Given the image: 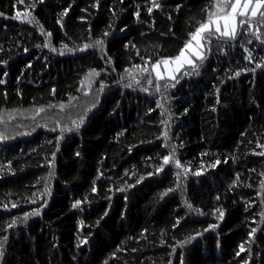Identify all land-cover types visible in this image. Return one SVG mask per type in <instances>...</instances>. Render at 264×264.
I'll list each match as a JSON object with an SVG mask.
<instances>
[{
  "label": "trees",
  "instance_id": "trees-1",
  "mask_svg": "<svg viewBox=\"0 0 264 264\" xmlns=\"http://www.w3.org/2000/svg\"><path fill=\"white\" fill-rule=\"evenodd\" d=\"M31 2L0 0V264H264V23L250 21L261 40L244 27L235 40L213 39L199 75L183 76L187 67L172 88L152 65L178 55L217 0H160L151 15L150 0ZM26 11L44 34L13 18ZM97 39L103 50L62 49ZM173 146L182 167L157 173Z\"/></svg>",
  "mask_w": 264,
  "mask_h": 264
},
{
  "label": "snow or ice",
  "instance_id": "snow-or-ice-1",
  "mask_svg": "<svg viewBox=\"0 0 264 264\" xmlns=\"http://www.w3.org/2000/svg\"><path fill=\"white\" fill-rule=\"evenodd\" d=\"M21 3H23V0H20ZM45 0H34V2L30 3V7L35 9L36 4H43ZM120 3H123V0H120ZM100 4V0H95L94 4L91 5L94 8H98ZM139 5H137V11L134 13V16L139 20L140 17V12H139ZM215 11H207V20L206 22H199V26L195 28V31H189L188 36L189 39L186 40L183 44V47L179 50V54L176 55L175 57L172 58H166V59H159L152 65V69L155 72V77L157 81L165 79L164 75L160 71L161 65H164L165 68H168V66L174 65L167 74V78L171 81H175V83H172L170 86L174 88L176 86V83H179V80L177 79L176 75L174 73H180L181 69H183L185 66H189L191 69V72L185 71L183 72V76H188L192 73H195L196 75H199V68L203 64L204 60L206 59V54L211 50V43L213 39L220 40V39H229V40H235L237 37L238 29L241 27H244L247 32H250L257 40H261V34L259 32V29L256 28L255 31H253V28H255V25L250 23L252 19L258 18V21L261 23H264V0H217V2L214 4ZM161 8V3L160 0H150V6L147 8V12L149 15L152 14L153 9H160ZM86 11V9L82 10ZM177 11H179V6L177 7ZM68 10L65 9L61 13V19L57 20V23L60 25L61 28H63V22L62 18L64 16H67ZM0 15H3V13H0ZM113 15L115 16V12H113ZM14 19L19 20L21 22H26L28 24H38V26L41 29V34H44L43 30V25H40L39 22L37 21L36 17L32 15L31 12H25L23 15L20 13H17L14 17ZM168 19H171V16L168 17ZM194 19V18H193ZM109 28L112 27L111 24L108 25ZM91 29L89 28V32ZM47 35L51 36V33H47ZM109 35L108 31L103 32V36L107 37ZM251 42V41H249ZM264 43V41H261ZM45 47H48V44L44 45ZM39 47V45H37ZM99 47L101 50H103L104 47V40L103 39H97L95 40L92 44H84L83 47L79 49H69L68 46L62 45V49H67L69 52H74V51H81L84 52L88 50L89 48H95ZM27 51V49H25ZM51 51H57V49L52 48ZM245 51H248L245 49ZM60 55H64V51L61 50L59 52ZM137 54L139 52L137 51ZM195 58V59H194ZM247 59L251 60L252 57L249 54ZM264 59V58H262ZM110 60V58H109ZM198 61V62H197ZM136 68H140L141 71L143 72H148L147 68H142L140 65H136ZM256 67H264V65L257 64ZM126 72L130 73V70L126 69ZM252 71H255V69H252ZM241 73L238 71L236 72V76H239ZM99 75L98 72H96L94 69L90 71L89 76H97ZM87 79V78H86ZM131 79H133L136 83H139L138 80L135 79L134 76H131ZM4 81H0V83H3ZM89 87L91 86V80L88 81ZM153 83L152 79H148V84L151 85ZM81 84H84V81H81ZM126 87H131V84L126 85ZM156 90L159 92L161 85L157 83L155 85ZM165 89L169 87L168 84L164 85ZM101 88H103V85H101ZM144 91H147V89H144ZM55 92V89H53V93ZM219 92V89H217V93ZM6 95V94H5ZM217 103H219V100L217 99ZM62 109L64 105L60 106ZM159 107V105H158ZM44 109L40 108L37 110V112H43ZM215 111V109H213ZM84 122L83 117H81L78 121L74 120L72 121V124L74 127H63L60 129V135L58 137V141L64 138V133L68 132L71 133L74 130L79 131L80 127L82 126ZM55 131V128L52 129ZM119 135H123V133H120ZM164 137L165 139L168 138L167 136V131L164 132ZM5 139L4 133L0 132V140ZM165 147H168L167 144H165ZM264 147V146H261ZM57 151H59V146L57 144ZM75 155L77 157L80 156L79 152H76ZM259 155L264 156V152L259 153ZM53 159H55V153H53ZM227 163V161H224ZM169 163H173L177 169L181 168V162L179 159H175V146L172 147V152L169 155H165L162 158V164L161 166L157 167L156 172L159 173L160 171L163 170V165H168ZM220 163V160H216L214 165H218ZM11 165L9 163V169ZM191 171L189 168H184L183 175L186 176L188 172ZM195 175H200L201 173L197 171L194 173ZM51 175V173H50ZM149 175H152V173H149ZM182 175V173L177 172V187H179V178ZM261 175H264V173H261ZM143 177H140L137 180V183H140ZM237 180H239V175L236 177ZM94 186L92 188L93 192H96L97 189L95 187V182H93ZM261 186L264 187V181L261 182ZM128 187H134V185H129ZM119 191H124V188L118 189ZM47 191V189H45ZM111 191V189H109ZM174 191V189L169 188L165 193L162 195H167V192ZM86 199V198H85ZM217 200L220 199L219 196L216 197ZM35 203V201H33ZM84 203L82 200H76L72 204V208L76 209L80 207ZM187 207L189 210H192L193 206L190 203H187L185 201ZM12 207H16V204H13ZM196 211L201 212V210L197 209ZM215 213H218L219 215L217 216L218 220H223L224 218V210L222 208H217L214 210ZM29 214H25L24 221L26 222L28 219ZM30 215H40V210L36 209L33 213ZM108 215V212H104L103 216L101 219L106 217ZM261 216H264V212L261 213ZM179 220L176 221V224L174 226H179ZM16 224V221L13 220L11 224L8 225V227H12L13 225ZM81 229L83 228L84 221L79 222ZM97 224H99V221H97ZM210 228L214 229L218 227V225L213 224L209 226ZM207 230V229H206ZM255 231V230H253ZM201 235V233H196V236ZM196 236L189 235L184 241H180V245L183 246L184 244H187L194 240ZM5 240L7 237L4 238ZM82 243L86 244L87 239H84ZM244 245H240V251H244ZM237 256L240 255V252L236 253ZM3 257V250H2V245H0V258ZM105 264L107 262L105 261Z\"/></svg>",
  "mask_w": 264,
  "mask_h": 264
},
{
  "label": "rangeland",
  "instance_id": "rangeland-1",
  "mask_svg": "<svg viewBox=\"0 0 264 264\" xmlns=\"http://www.w3.org/2000/svg\"><path fill=\"white\" fill-rule=\"evenodd\" d=\"M243 27H241V28H239L238 29V31L239 30H241ZM169 58H172V57H169ZM195 59V58H194ZM172 67H174V65H169L168 66V68H165V66L164 65H161V67H160V71H161V73L164 75V77H165V79H162V80H159L158 82H170L171 80H169L168 78H167V74H168V71L172 68ZM187 67H189V66H185L183 69H181V72L180 73H174V75H176V77L178 78L181 74H182V72L185 70V69H188ZM151 75L155 78V80L157 81V79H156V77H155V72L153 71V69H152V67H151Z\"/></svg>",
  "mask_w": 264,
  "mask_h": 264
}]
</instances>
